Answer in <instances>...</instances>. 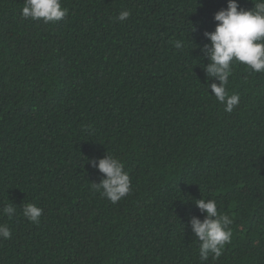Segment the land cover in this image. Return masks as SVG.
<instances>
[{"label":"trees","instance_id":"1","mask_svg":"<svg viewBox=\"0 0 264 264\" xmlns=\"http://www.w3.org/2000/svg\"><path fill=\"white\" fill-rule=\"evenodd\" d=\"M61 4L45 23L0 0V209L16 206L0 213V264H202L201 198L233 219L231 244L203 264H264V72L234 65L228 113L203 68L227 0ZM106 154L130 176L117 203L91 188L104 174L88 161Z\"/></svg>","mask_w":264,"mask_h":264},{"label":"clouds","instance_id":"2","mask_svg":"<svg viewBox=\"0 0 264 264\" xmlns=\"http://www.w3.org/2000/svg\"><path fill=\"white\" fill-rule=\"evenodd\" d=\"M254 7L245 10L240 7L238 0H227V7L214 15L216 23L214 31L205 32L210 41L201 51L205 53L208 63L203 65L209 80H215L206 87L211 89L215 99L231 113L239 104L240 97L228 91L229 78L235 64H243L247 69L264 72V0H253ZM68 9L63 8L61 0H24L22 17L45 23H55L63 19ZM131 15L128 10H121L116 17L125 21ZM176 47L181 48L182 42L177 41ZM88 163L104 178L99 183H91V188L99 192L101 197L117 203L131 192V181L125 165L113 155L106 154L104 158L89 160ZM196 206L204 214V219L192 217L190 225L192 233L199 242L200 261L206 262L211 256L218 259L231 244L233 230L230 225L233 219L229 214L218 211L215 199H197ZM10 219L16 215V206L11 202L0 209ZM23 216L31 223L39 224L43 210L33 203L22 205ZM11 230L7 224H0V239H9Z\"/></svg>","mask_w":264,"mask_h":264}]
</instances>
